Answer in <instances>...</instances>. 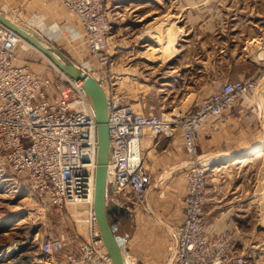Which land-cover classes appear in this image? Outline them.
<instances>
[{
  "label": "built area",
  "instance_id": "2783aa9c",
  "mask_svg": "<svg viewBox=\"0 0 264 264\" xmlns=\"http://www.w3.org/2000/svg\"><path fill=\"white\" fill-rule=\"evenodd\" d=\"M103 2L61 0L69 14L80 21L93 60L81 68L90 75L101 72L106 76L97 80L106 86L109 105L110 193L143 206L150 178L143 169L142 140L146 133L162 137L168 128L180 132L193 163L186 176L183 219L171 230L175 245L172 264H248L235 241L227 235L214 237L208 230L204 190L209 168L195 164L194 157L203 127L230 109L236 98L251 87L250 83H225L181 116L168 119L136 112L109 83L107 74L112 65L107 54L112 27ZM20 42L19 36L0 24V143L4 163L25 194L44 207L65 210L75 224L83 225V230H78L83 236L78 250L63 255L65 243L55 238L43 251L54 258L47 259L46 264H114L95 216L98 135L88 96L82 84L68 79L58 84L60 93L56 98L45 96L47 83L28 66L16 64Z\"/></svg>",
  "mask_w": 264,
  "mask_h": 264
},
{
  "label": "rangeland",
  "instance_id": "374dc122",
  "mask_svg": "<svg viewBox=\"0 0 264 264\" xmlns=\"http://www.w3.org/2000/svg\"><path fill=\"white\" fill-rule=\"evenodd\" d=\"M103 3L112 27L107 54L112 66L110 65L107 76L115 91L118 86L120 91V84L111 80V72L122 46L117 39H113V23L121 22V14L127 16L130 9H137V13L144 19L140 24L137 23L136 34L150 39L148 43L151 47H156L160 56H169L175 52L178 42L188 30L192 29L189 36L197 35L203 21L209 20L210 25L219 27L215 29L226 41V70L244 73L246 76L238 81L249 82L251 87L241 93L234 106L221 117L211 119L203 127L198 136L194 163L209 168L204 190L208 230H244L246 233L256 230L258 249L249 248L247 253H240L248 254V264H264V146L255 151L263 150L260 158L253 156L245 164L230 166L221 171L216 168L226 163L231 165L232 162L229 161L244 157L242 154H233L239 146L248 147L253 141L260 142L264 137V41L260 40L264 39V0H104ZM122 3L130 5L126 9L117 10V5ZM113 9L116 10L111 13ZM67 13L69 14L68 11ZM117 13L120 14L116 15ZM70 17L80 22L76 17ZM222 21L225 22V28L219 24ZM79 26L81 28L80 24ZM81 31L83 50L80 52L74 48L78 52L71 54V60L79 67L93 62L88 53L84 30ZM216 43H209L208 50L212 51ZM166 50L171 51L170 54H163ZM16 58L17 65L28 66L40 80L47 83L43 92L45 96L54 99L59 95L58 84L67 79L48 58L23 42L16 49ZM158 58L160 57L155 59ZM91 76L106 79L101 72H91ZM183 92L177 94L182 95ZM226 114H236L239 118L238 127L242 130L235 135L237 144L219 143L225 137L232 138L228 133L219 134L214 129L218 120ZM159 115L171 118L167 112ZM170 132L168 128L167 134ZM210 132L222 153H216L215 150L205 155L201 153V136ZM247 157L250 158V155L247 154ZM109 197L108 194V201ZM74 230H83V225L75 224L65 210L44 207L34 197L24 193L13 172L4 163L0 143V264H46L47 259H54L52 255L43 254L51 241ZM227 237L235 241L233 235L227 234ZM22 243V249L8 254V250ZM71 247L72 242H69L62 254H69Z\"/></svg>",
  "mask_w": 264,
  "mask_h": 264
},
{
  "label": "crops",
  "instance_id": "0c3cea01",
  "mask_svg": "<svg viewBox=\"0 0 264 264\" xmlns=\"http://www.w3.org/2000/svg\"><path fill=\"white\" fill-rule=\"evenodd\" d=\"M129 5L122 3L116 9H126ZM0 12L53 44L70 59L73 58L71 54L78 52L74 48L83 50L82 29L70 17L60 0H0ZM121 15V22L113 23V39H117L122 47L115 57L116 65L112 69L111 80L120 84V91L118 86L116 92L136 112L157 115L167 112L171 116H181L192 111L225 83L238 81L246 76L244 73L226 70V41L217 33V26L209 24V20L203 21L197 35L189 36L192 29L188 30L178 42L175 52L169 56H160L156 47H151L148 43L150 39L136 34L137 23L140 24L144 19L137 13V9H130L127 16ZM219 24L225 28L224 21ZM213 41L217 43L209 51V43ZM156 57L160 58L155 59ZM180 91H184L182 95L177 94ZM238 121L236 114H226L218 120L214 126L215 131L219 134L223 132L224 135L226 132L232 137L221 139V145L237 144L235 135L242 130L238 127ZM212 136V132L201 136L200 150L203 155L212 150L216 153L223 152ZM260 142L255 140L248 147L239 146L233 154L245 156L255 152L264 146V137ZM141 153L143 169L150 178L145 204L135 206L117 194L108 193L110 204L126 207L133 214L128 222L120 220L117 235L125 240L123 248L128 264H172L175 245L171 230L183 219L188 184L186 176L193 160L178 131H171L162 137L146 133L141 143ZM210 232L214 237L233 235L239 252L247 253L249 248L259 247L256 230L249 233L244 230ZM60 239L65 246L72 242L71 252H74L78 250L83 236L78 230H74L63 233Z\"/></svg>",
  "mask_w": 264,
  "mask_h": 264
},
{
  "label": "water",
  "instance_id": "95a60500",
  "mask_svg": "<svg viewBox=\"0 0 264 264\" xmlns=\"http://www.w3.org/2000/svg\"><path fill=\"white\" fill-rule=\"evenodd\" d=\"M0 24L20 36L36 50L47 57L63 74L70 79L83 82L90 105L97 121L98 135V161L96 170V190H95V216L98 227L101 231L106 249L114 264H128L126 261V252L123 248L124 238L117 235L119 230V214L126 215V207L108 202L109 177L108 161L111 148V139L109 133V105L105 90L99 81L87 74L85 70L76 65L63 51L53 44L33 34L32 31L15 23L11 18L6 17L0 12ZM133 217V214L130 213Z\"/></svg>",
  "mask_w": 264,
  "mask_h": 264
},
{
  "label": "bare ground",
  "instance_id": "6f19581e",
  "mask_svg": "<svg viewBox=\"0 0 264 264\" xmlns=\"http://www.w3.org/2000/svg\"><path fill=\"white\" fill-rule=\"evenodd\" d=\"M23 27V26H22ZM17 35V34H16ZM18 36V35H17ZM19 38H20V43H24V44H26L28 47H32L29 43H27L25 40H23L20 36H19ZM19 43V44H20ZM165 51V50H164ZM39 52V51H38ZM170 52L171 51H167L166 50V52H163V54H166V55H168V54H170ZM41 53V52H40ZM42 54V53H41ZM47 58V57H46ZM74 62V61H73ZM52 63V62H51ZM75 63V62H74ZM53 64V63H52ZM54 65V64H53ZM88 74V73H87ZM65 77H66V79H68V80H70V81H72V82H74V83H80V84H82L83 85V82H77V81H74V80H72V79H70L68 76H66L65 74H63ZM89 75V74H88ZM89 76H91V75H89ZM93 77V76H92ZM95 78V77H94ZM97 78V77H96ZM101 83H103V82H101ZM102 86V85H101ZM104 90H106L107 91V89H106V86H105V84H104V86L102 87ZM263 150H259V151H257V152H255V153H250L249 155H250V158L249 157H247V155L246 156H244V157H241V158H237V159H233L232 161H229V162H232V164L231 165H227V164H230V163H226V165H218V167H216V168H218V171H221V170H225V169H228V168H230V166H234V165H239V164H245L246 162H249L250 160H251V158H253V156L254 157H256V158H260L262 155H263V152H262ZM249 158V159H248ZM233 162H235V163H233ZM214 168V167H213ZM213 171H215V169H213ZM108 175H109V173H108ZM94 187H95V190H96V184L94 185ZM95 201V200H94ZM22 242V241H21ZM22 245H24V243H22V244H18V245H16L14 248H12V249H10V250H8L9 252H8V254H10V253H12V251H18V250H20V248L22 247ZM22 249V248H21Z\"/></svg>",
  "mask_w": 264,
  "mask_h": 264
},
{
  "label": "flooded vegetation",
  "instance_id": "af4514ba",
  "mask_svg": "<svg viewBox=\"0 0 264 264\" xmlns=\"http://www.w3.org/2000/svg\"><path fill=\"white\" fill-rule=\"evenodd\" d=\"M118 218H120V220H121L122 222H123V221L128 222L132 217L130 216V212H127L126 215L119 214Z\"/></svg>",
  "mask_w": 264,
  "mask_h": 264
}]
</instances>
